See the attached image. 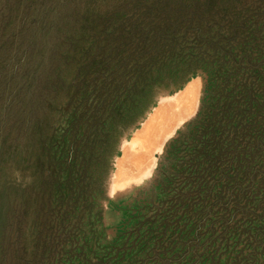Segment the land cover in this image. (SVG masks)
Here are the masks:
<instances>
[{"label":"rangeland","instance_id":"374dc122","mask_svg":"<svg viewBox=\"0 0 264 264\" xmlns=\"http://www.w3.org/2000/svg\"><path fill=\"white\" fill-rule=\"evenodd\" d=\"M140 1L157 0H0V264H33L41 251L44 264H56L53 255L60 264H264V217L246 226L253 252L247 234L220 239L209 205L220 182L200 192L207 214L201 201H174L196 190L177 185L183 154L210 145L211 126L199 123L213 100L210 68L189 49L173 68H155L162 43L145 35L152 72L125 92L142 63L128 72L119 30L103 39L100 23H120ZM171 31L160 37L176 47ZM263 161L243 164L244 186Z\"/></svg>","mask_w":264,"mask_h":264},{"label":"trees","instance_id":"16d2710c","mask_svg":"<svg viewBox=\"0 0 264 264\" xmlns=\"http://www.w3.org/2000/svg\"><path fill=\"white\" fill-rule=\"evenodd\" d=\"M190 1L191 12H187L186 5L189 4H184L182 0H157L151 5L140 1L133 6V10L129 9L121 17L117 16L120 23L112 24L110 19L102 21L101 28H105L100 30L99 37L112 38L113 33L107 31L108 27L114 32L119 30L118 43L124 44L123 47L127 48L124 53H130V58L133 59V66L128 72L136 71L142 63L139 74L133 72L131 75H136L134 82L130 86L126 85L125 92L129 94L137 87L144 88L148 83L142 78L143 72H152V66L146 69L151 62L142 60L147 58L144 50L149 48L144 47V41L149 40L145 35L151 34L156 40L155 46L162 43L159 46L163 54L160 62L153 64H158L155 68L161 70L166 64L173 68L176 64H170L178 61L175 58L185 56L186 49L194 53H189L186 57H200L205 67L210 68V94L213 95V100L206 102V105L202 104L199 120V123L211 126L208 140L210 145L202 143L199 150L203 154L199 150L198 154H183L180 168L185 171L175 176L178 178L177 185L183 180L196 190L178 194L174 201H182L183 198L186 201H201L203 211L208 194L201 198V190H207L208 184L220 182L219 201L209 203L211 211L213 208L218 210L220 239H225L227 243L229 233L238 238L247 234L244 240H248V248L251 247L253 252L255 247L252 244L256 243L257 238L248 228L264 217V172L257 170L251 182L244 186V177L247 178L249 172L243 164L253 163L255 157L264 159V0ZM172 14H175L173 19ZM189 15L193 16L188 19ZM97 16L94 21L91 19L89 26H98L101 18L97 19ZM203 24H206V31L200 27ZM86 28H79L78 36L84 34ZM166 29H172V39L178 38V46L169 45L171 39L164 44V38L161 39L160 36L164 35ZM145 30L147 33H143ZM160 30L164 31L158 36ZM67 46L65 43L64 47ZM67 58L69 54L64 55V61ZM228 191H231L229 196ZM204 213L207 214L208 209ZM57 238L59 241L62 237ZM43 244L40 241L42 249ZM53 257L57 258V263L54 260L56 264L61 263V258L58 259L57 255ZM43 260L44 252L41 251L33 264H44ZM19 262L27 264L28 261L19 258Z\"/></svg>","mask_w":264,"mask_h":264}]
</instances>
